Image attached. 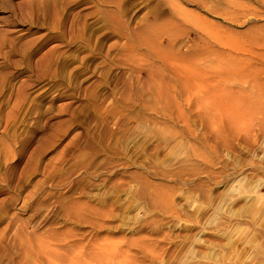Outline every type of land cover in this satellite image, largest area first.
<instances>
[{"label":"rangeland","instance_id":"1","mask_svg":"<svg viewBox=\"0 0 264 264\" xmlns=\"http://www.w3.org/2000/svg\"><path fill=\"white\" fill-rule=\"evenodd\" d=\"M81 1L0 0V264H264V0Z\"/></svg>","mask_w":264,"mask_h":264},{"label":"bare ground","instance_id":"2","mask_svg":"<svg viewBox=\"0 0 264 264\" xmlns=\"http://www.w3.org/2000/svg\"><path fill=\"white\" fill-rule=\"evenodd\" d=\"M77 1V3H80V2H82L81 0L78 2V0H76ZM47 5V4H46ZM50 6V5H49ZM48 6V7H49ZM44 7V6H43ZM44 8H42L41 10H40V13H41V11H42V14H43V12L45 11V10H43ZM48 9V8H47ZM46 9V10H47ZM55 9V8H54ZM56 10V9H55ZM62 10V9H61ZM60 11V10H59ZM46 12V11H45ZM55 12V11H54ZM47 13V12H46ZM50 13H51V11H50ZM60 13H63V12H60ZM55 14H56V12H55ZM54 14V15H55ZM53 15V16H54ZM57 15V16H56ZM54 17H55V21H54V23H55V25H52L53 23H51V27H52V30H55V29H57V28H64L65 26H64V23H63V21H62V15H60V14H56ZM116 15H118V14H116ZM120 15V14H119ZM80 17V16H79ZM42 18V17H41ZM116 18V17H115ZM41 20V19H40ZM50 20H52V19H50ZM42 21V20H41ZM46 21V20H45ZM51 22V21H50ZM120 22V21H119ZM35 23V22H34ZM37 23H39V22H37ZM48 23V22H47ZM118 23V22H117ZM85 25V24H84ZM33 26V25H32ZM38 26H40V23H39V25ZM80 27H81V25H79ZM84 27V26H83ZM83 27H81V28H83ZM85 29V28H84ZM80 32V31H79ZM131 34V33H130ZM69 35V34H68ZM80 35H81V33H80ZM62 37H63V35H62ZM82 37V36H81ZM83 41H85V40H83ZM76 42V41H75ZM116 46V45H115ZM130 46V45H129ZM132 46V45H131ZM131 46H130V48H131ZM113 47V46H112ZM127 47H128V45H127ZM129 48V51L131 50ZM128 49V48H127ZM4 57H5V55H4ZM50 57V56H49ZM48 59V58H47ZM49 60V59H48ZM55 60V59H54ZM47 61V60H46ZM123 62V61H122ZM52 64H54V63H52ZM46 66V65H45ZM50 66V65H49ZM45 68H47V67H45ZM45 68H43V69H45ZM50 72V71H49ZM38 76V75H37ZM16 92V91H15ZM17 98H18V95H17ZM16 98V99H17ZM20 98V97H19ZM21 99V98H20ZM19 100V99H18ZM2 101V100H1ZM4 102V101H3ZM9 104V103H8ZM0 105H2L1 103H0ZM21 106V103L20 102H18V101H16V103L14 104V111H16L17 109H19V107ZM2 109V108H1Z\"/></svg>","mask_w":264,"mask_h":264}]
</instances>
